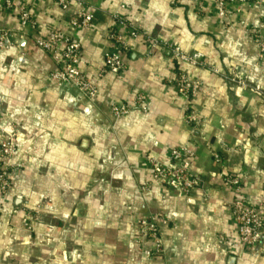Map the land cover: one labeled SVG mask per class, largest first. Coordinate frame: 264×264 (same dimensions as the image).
<instances>
[{
    "label": "crops",
    "instance_id": "crops-1",
    "mask_svg": "<svg viewBox=\"0 0 264 264\" xmlns=\"http://www.w3.org/2000/svg\"><path fill=\"white\" fill-rule=\"evenodd\" d=\"M13 1L29 8L36 27L0 0V30L10 29L13 43L0 47V142L3 128L12 129L15 160L24 163L0 208V264H264L262 247L240 242L231 212L244 197L264 214V56L253 36H264V3L230 4L220 17L212 0L201 11L194 0H83L95 19L75 29L77 5L64 12L56 0ZM115 14L203 63L177 62L138 37L126 70L104 73ZM53 30L81 43L78 67L99 88L94 101L52 79L57 63L36 40ZM179 72L201 81L188 99L175 87ZM235 73L249 86L228 79ZM139 93L146 111L136 106ZM113 103L128 112L114 115ZM183 146L195 151L201 178L191 195L160 185L150 169L151 159L168 163ZM231 176L241 179L237 192ZM152 214L169 222L161 224L162 252L148 258L155 242L139 221Z\"/></svg>",
    "mask_w": 264,
    "mask_h": 264
},
{
    "label": "built area",
    "instance_id": "built-area-1",
    "mask_svg": "<svg viewBox=\"0 0 264 264\" xmlns=\"http://www.w3.org/2000/svg\"><path fill=\"white\" fill-rule=\"evenodd\" d=\"M62 11L67 12L73 5H77L78 10L71 18L70 23L75 29L90 28L95 19L94 10L86 5L83 0H56ZM197 10L201 11L210 0H194ZM217 8L216 12L220 17H226L230 13V4L237 6L251 7L253 4H263L264 0H212ZM4 7L16 9L22 25L36 27V22L32 18L29 8L24 4H15L13 0H4ZM124 7V5H123ZM237 10L239 7L236 8ZM239 11V10H238ZM10 29L0 30V47H9L12 43ZM108 39L113 45L106 51L104 57L105 73L120 74L126 70L124 55L129 47L131 39L142 37L149 44L151 49L162 48L169 51L172 57L180 63H190L197 65L203 63L200 53H186L179 45L172 42L153 37L147 32L140 31L126 17L120 14L114 15V24L107 31ZM254 40L259 46V58L264 56V36L258 31L255 32ZM39 48L52 54L57 63V69L51 73V77L59 86H69L76 89L89 101H94L99 93L97 84L91 81L84 72L78 67L82 63L81 43L73 37L61 34L57 30L50 31L45 37L36 40ZM218 72V70H215ZM233 82H237L242 87H248L249 81L239 77L236 73L228 77ZM178 93L190 98L201 87L199 79H192L187 73L179 72L174 81ZM260 91L259 86H255ZM136 106L143 110H148L147 96L139 93L135 99ZM111 110L114 115L121 116L128 112L124 105L113 103ZM187 119L190 122L196 120L194 114H189ZM6 130V129H4ZM9 130V129H8ZM7 132L11 133L12 129ZM16 143L11 137L0 142V158L5 161L16 154ZM195 151L190 147H176L170 151V161L164 163L157 159L150 160V169L156 182L166 186L171 190L179 191L184 195H191L201 184V178L192 170V159ZM216 159L220 161L217 156ZM241 179L231 176L227 179V185L236 192L241 189ZM11 186L10 174L6 168L0 169V199L7 197ZM143 190L147 186L142 187ZM262 205H251L244 197H237L231 203V212L235 220L238 238L243 245L252 248L262 247L264 249V214ZM169 220L162 214H152L139 221L140 233L143 237L155 242V249L144 250L148 258L162 252L161 224L165 225ZM28 225L27 222L24 223Z\"/></svg>",
    "mask_w": 264,
    "mask_h": 264
},
{
    "label": "rangeland",
    "instance_id": "rangeland-1",
    "mask_svg": "<svg viewBox=\"0 0 264 264\" xmlns=\"http://www.w3.org/2000/svg\"><path fill=\"white\" fill-rule=\"evenodd\" d=\"M6 128V127H5ZM5 128H3V130L5 129ZM6 130H8V128H6ZM6 130H4V134H5V139L4 140H6L7 138H13L14 139V141H15V143H16V146H17V142H16V135H15V132L13 131V130H11L12 132L11 133H9V132H7ZM10 130V129H9ZM8 130V131H9ZM18 154H20L19 153V149H18V147H17V149H16V154L14 155V156H11V157H9L7 160H5V164H3L2 166H1V168H6V170H8V172H9V174L11 175V173H12V171L14 170V169H16V170H18V169H21L22 167H23V165H24V163L21 161V162H16V158H17V156H18ZM3 161V160H2ZM0 168V169H1ZM10 180H11V186H10V189H9V192H10V190H11V187H12V185H13V183H12V179H11V177H10ZM9 195V194H8ZM7 195V196H8ZM4 199H6V197H3V198H1L0 199V208L2 207V201L4 200ZM40 206H42V204H40ZM25 222H28L27 221V219L24 221V223Z\"/></svg>",
    "mask_w": 264,
    "mask_h": 264
}]
</instances>
